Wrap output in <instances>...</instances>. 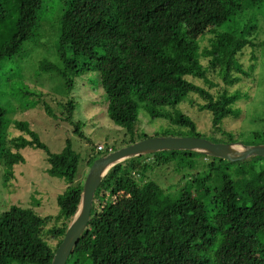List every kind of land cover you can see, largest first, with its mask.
Listing matches in <instances>:
<instances>
[{
    "label": "trees",
    "instance_id": "1",
    "mask_svg": "<svg viewBox=\"0 0 264 264\" xmlns=\"http://www.w3.org/2000/svg\"><path fill=\"white\" fill-rule=\"evenodd\" d=\"M43 1L0 0V68L31 41ZM58 19L53 47L58 62L40 67L57 73L68 89L95 72L107 116L123 133L120 146L156 136L205 138L178 108L185 101L194 105L191 95L202 99L197 108L209 114L212 133L224 137L213 141H239L240 132L223 130L222 122L240 116L235 105L248 92L210 88L220 86L214 78L229 87L241 75L254 79L255 52L264 40L252 35L264 22V0H62ZM246 49L254 63L244 70L239 57ZM4 81L7 89L12 79ZM58 106L70 120L73 104ZM12 112L0 103V133L6 124L18 132L6 135L5 127L0 141L3 185H13L15 167L25 160L22 150L34 148L45 153L47 174L66 188L56 199V220L17 204L0 212V264H50L79 200L78 158L64 163L28 124L4 121ZM140 113L174 129L139 133ZM256 121L260 127L246 144L264 143V118L251 122ZM104 148L86 159L87 168L115 150ZM158 169L176 177L169 189L148 177ZM66 264H264V158L232 163L161 152L116 166L97 189L89 222Z\"/></svg>",
    "mask_w": 264,
    "mask_h": 264
},
{
    "label": "rangeland",
    "instance_id": "2",
    "mask_svg": "<svg viewBox=\"0 0 264 264\" xmlns=\"http://www.w3.org/2000/svg\"><path fill=\"white\" fill-rule=\"evenodd\" d=\"M61 9L62 0H44L39 13V26L31 41L24 43L20 52L11 60L1 63L0 103L9 111H13L4 121L11 118L12 121L28 124L29 129L37 134L48 151L59 155L64 163L69 164L78 158L76 182H80L82 179L84 181L88 171L86 159L99 155L96 146L102 144L112 145L114 149L120 148L123 133L107 116L104 94L93 80L95 72L75 79L73 87L68 89L57 73L41 69V63L44 61L58 62L53 47L57 39ZM249 18V15L245 17ZM252 36L256 37V40H264V22L258 23L256 34L254 31ZM255 56L257 67L253 72L254 79L241 75V82L229 87L218 78L213 79L210 76L214 83L220 84L210 88L211 93L226 87L229 91H247L250 96L247 100L241 99L236 103L235 107L241 109L239 117L225 118L222 122L223 130L240 132L237 133V138L241 142L247 141L248 134L260 127L259 122L251 121L259 117L264 118V46L259 47ZM250 58V49H246L239 57L244 70L254 63ZM6 78L12 79L7 89L4 81ZM195 83L208 88L201 80H196ZM190 99L194 105L185 101L179 105V110L195 122L198 131L206 139H224L217 133H212L209 114L198 110L197 104H201L202 99L197 95H191ZM66 102H71L74 106L70 120L64 119L67 115L58 106ZM46 109H49L51 114H48ZM9 126L5 125L8 128L6 135H17L18 132ZM76 126L79 127L78 133L74 132ZM136 126L139 133L147 134L161 132L166 127L171 128L164 120L152 121L141 113ZM5 127L1 130L0 141L4 139ZM21 153L25 160L23 164L15 167L16 179L11 181L13 185L10 188L2 183L3 169L0 163V212L17 204L32 208L41 217L56 220V199L65 191V185L47 174L48 164L43 151L25 148ZM149 176L165 189H169L176 180L173 173L161 169L149 171ZM120 207L125 209L124 201L120 203Z\"/></svg>",
    "mask_w": 264,
    "mask_h": 264
},
{
    "label": "water",
    "instance_id": "3",
    "mask_svg": "<svg viewBox=\"0 0 264 264\" xmlns=\"http://www.w3.org/2000/svg\"><path fill=\"white\" fill-rule=\"evenodd\" d=\"M161 152H191L235 163L264 158V143H224L203 137L167 135L144 138L95 158L88 168L75 211L50 264H66L89 222L95 193L107 174L124 162Z\"/></svg>",
    "mask_w": 264,
    "mask_h": 264
},
{
    "label": "built area",
    "instance_id": "4",
    "mask_svg": "<svg viewBox=\"0 0 264 264\" xmlns=\"http://www.w3.org/2000/svg\"><path fill=\"white\" fill-rule=\"evenodd\" d=\"M104 149H105V148H104V146H103L102 144H101V145H98L97 148H96L97 151H104ZM111 151H112V149H108V150L106 151V153H107V152H111Z\"/></svg>",
    "mask_w": 264,
    "mask_h": 264
}]
</instances>
